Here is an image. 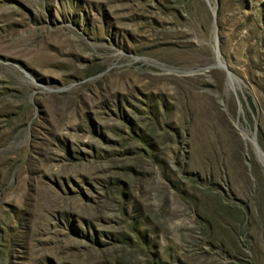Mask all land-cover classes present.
<instances>
[{
  "label": "rangeland",
  "instance_id": "1",
  "mask_svg": "<svg viewBox=\"0 0 264 264\" xmlns=\"http://www.w3.org/2000/svg\"><path fill=\"white\" fill-rule=\"evenodd\" d=\"M0 264H264V0H0Z\"/></svg>",
  "mask_w": 264,
  "mask_h": 264
}]
</instances>
